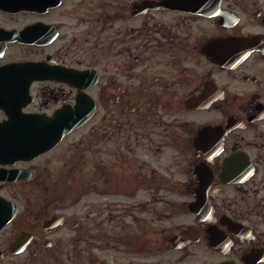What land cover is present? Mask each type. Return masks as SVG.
I'll return each mask as SVG.
<instances>
[{"label": "flooded vegetation", "instance_id": "obj_1", "mask_svg": "<svg viewBox=\"0 0 264 264\" xmlns=\"http://www.w3.org/2000/svg\"><path fill=\"white\" fill-rule=\"evenodd\" d=\"M110 1L0 0V67L58 70L31 99L11 73L0 134L79 101L89 114L1 159L17 212L0 264H264V0Z\"/></svg>", "mask_w": 264, "mask_h": 264}, {"label": "water", "instance_id": "obj_2", "mask_svg": "<svg viewBox=\"0 0 264 264\" xmlns=\"http://www.w3.org/2000/svg\"><path fill=\"white\" fill-rule=\"evenodd\" d=\"M40 64H27L26 67L31 69H39ZM81 119H72L71 122L66 125L63 124L62 129H69L72 126L79 123ZM17 131L15 132L14 138L10 140L11 150L10 152L15 156L22 153L27 146L31 148L26 149V153H34L39 150L41 144H36V139L39 136V132L30 128V123H25L24 125H17ZM60 135H57L59 137ZM5 207L0 203V226L4 224L9 218L6 217ZM9 217V216H8Z\"/></svg>", "mask_w": 264, "mask_h": 264}, {"label": "rangeland", "instance_id": "obj_3", "mask_svg": "<svg viewBox=\"0 0 264 264\" xmlns=\"http://www.w3.org/2000/svg\"><path fill=\"white\" fill-rule=\"evenodd\" d=\"M110 2H116L115 0H111Z\"/></svg>", "mask_w": 264, "mask_h": 264}]
</instances>
